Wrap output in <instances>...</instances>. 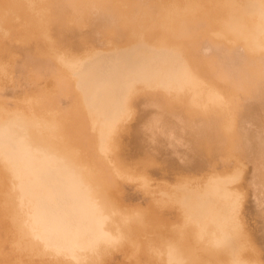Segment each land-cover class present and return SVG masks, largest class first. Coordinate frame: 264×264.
<instances>
[{"label": "bare ground", "instance_id": "6f19581e", "mask_svg": "<svg viewBox=\"0 0 264 264\" xmlns=\"http://www.w3.org/2000/svg\"><path fill=\"white\" fill-rule=\"evenodd\" d=\"M0 264H264V0H0Z\"/></svg>", "mask_w": 264, "mask_h": 264}, {"label": "rangeland", "instance_id": "374dc122", "mask_svg": "<svg viewBox=\"0 0 264 264\" xmlns=\"http://www.w3.org/2000/svg\"><path fill=\"white\" fill-rule=\"evenodd\" d=\"M33 72V70H31V71H29V74H28V78H30V77H33V75H35L34 73H32ZM75 72L74 71H72V74H74ZM72 74H71V72L69 73V75H67L68 76V78H69V80L71 79L72 80V78H74L75 76H76V73H75V75H73L72 76ZM33 79V78H32ZM11 100H12V103H11ZM15 100V103L13 102ZM7 101L12 105V106H14V108L16 109V105H17V103L16 102H18L19 103V100L17 101L16 99H14V98H10L9 96H7ZM23 102H25V101H23ZM22 102V103H23ZM14 103V104H13ZM26 104V105H25ZM24 106H22V107H20V108H22V109H20V108H17L18 110H19V112H21V113H31V110L30 111H28V110H26V109H28L27 108V106H29V109H31V105H28V103L27 102H25L24 104H23ZM23 110V111H22ZM94 147V146H93ZM91 149V150H90ZM90 149H88V151H87V153L89 154V156H92V155H97V153H96V150H95V148H90ZM98 158V157H97ZM103 161L102 160H100L99 159V163L101 164V165H103V163H102ZM38 240V239H37ZM40 245V244H39ZM40 247H42V245H40ZM24 256H25V260H27V259H29L30 257L29 256H27V254L25 253V255L23 254V257H20L22 260H20V261H23L24 260ZM29 257V258H28ZM34 258H37L36 259V261L38 260L40 263H42V262H44L45 261V259L46 260H48V258L46 257L45 259L44 258H42L43 260H39L38 258L39 257H34ZM55 258V257H54ZM41 259V258H40ZM33 260H35V259H33ZM39 262H36V263H39Z\"/></svg>", "mask_w": 264, "mask_h": 264}]
</instances>
